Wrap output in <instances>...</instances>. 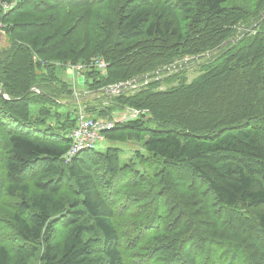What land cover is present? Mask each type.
I'll return each mask as SVG.
<instances>
[{
	"label": "trees",
	"instance_id": "trees-1",
	"mask_svg": "<svg viewBox=\"0 0 264 264\" xmlns=\"http://www.w3.org/2000/svg\"><path fill=\"white\" fill-rule=\"evenodd\" d=\"M0 30V264H264V0H0ZM82 109L141 114L68 163Z\"/></svg>",
	"mask_w": 264,
	"mask_h": 264
},
{
	"label": "built area",
	"instance_id": "built-area-1",
	"mask_svg": "<svg viewBox=\"0 0 264 264\" xmlns=\"http://www.w3.org/2000/svg\"><path fill=\"white\" fill-rule=\"evenodd\" d=\"M6 7L8 5H5ZM93 64L97 67L102 75L107 74L108 64L104 59L97 58L94 60ZM85 67L83 65H71L67 66L68 80L75 90L76 98L80 99L81 95L78 91V79L84 77ZM169 71V70H168ZM170 72V71H169ZM170 75L172 73L170 72ZM150 78L146 77L145 80L140 82V80H133L127 82L129 84L128 88L132 93L138 92L141 88L146 87L150 84ZM124 84L110 86L106 89V93L110 96H117L121 94L124 89L122 87ZM39 92L38 90H36ZM82 92V91H81ZM141 114L140 111L125 109L122 112H118L113 120L106 119H93L89 117L84 109L81 110L78 116V125L71 133V147L67 154L65 155V161L71 162L72 159L85 150H90L96 148L97 144L102 143L104 139V133L113 130L118 124H121L131 118H137Z\"/></svg>",
	"mask_w": 264,
	"mask_h": 264
},
{
	"label": "rangeland",
	"instance_id": "rangeland-1",
	"mask_svg": "<svg viewBox=\"0 0 264 264\" xmlns=\"http://www.w3.org/2000/svg\"><path fill=\"white\" fill-rule=\"evenodd\" d=\"M245 29H246L245 27L240 25L238 28L239 34H243ZM207 59L208 58L196 60L194 58L187 57L181 61H176L171 66L164 67L163 70L168 69L172 73V75L173 74L176 75V74L182 72V70H184L187 82L188 81L192 82L194 79H196L201 74L200 70H201L202 66L205 63H207L206 62ZM178 66H182V68H177ZM67 73H68V71H67ZM85 88L86 87H84V77H81L78 79V91H80L79 93L80 94H86L87 92H83V91H85ZM165 88H166V86H163L161 89H165ZM112 144L113 143H110L109 141L104 140L102 143L97 144L96 149H105L106 147H108ZM118 146L123 147L122 149H124V151L121 152V158H120V164L122 166L133 165L141 173L146 172V170H145L146 163L141 161L139 158L135 157L137 150L142 151V144L140 141H130L126 145H120L119 144ZM0 172H3L2 163H0ZM1 205H2V200L0 201V206ZM2 226H3L2 223H0V244L5 243L8 240L9 235H10V234L7 235V234L2 232ZM61 235L64 236L65 231L62 232Z\"/></svg>",
	"mask_w": 264,
	"mask_h": 264
},
{
	"label": "water",
	"instance_id": "water-1",
	"mask_svg": "<svg viewBox=\"0 0 264 264\" xmlns=\"http://www.w3.org/2000/svg\"><path fill=\"white\" fill-rule=\"evenodd\" d=\"M7 44V36L6 33L2 30H0V48L6 46ZM228 44V43H226ZM122 87L126 88L129 87V84L122 85Z\"/></svg>",
	"mask_w": 264,
	"mask_h": 264
},
{
	"label": "clouds",
	"instance_id": "clouds-1",
	"mask_svg": "<svg viewBox=\"0 0 264 264\" xmlns=\"http://www.w3.org/2000/svg\"><path fill=\"white\" fill-rule=\"evenodd\" d=\"M127 84V83H126ZM125 85V84H124ZM124 88V87H123Z\"/></svg>",
	"mask_w": 264,
	"mask_h": 264
},
{
	"label": "bare ground",
	"instance_id": "bare-ground-1",
	"mask_svg": "<svg viewBox=\"0 0 264 264\" xmlns=\"http://www.w3.org/2000/svg\"><path fill=\"white\" fill-rule=\"evenodd\" d=\"M73 65V64H72Z\"/></svg>",
	"mask_w": 264,
	"mask_h": 264
}]
</instances>
